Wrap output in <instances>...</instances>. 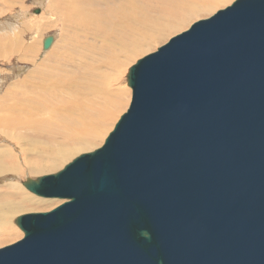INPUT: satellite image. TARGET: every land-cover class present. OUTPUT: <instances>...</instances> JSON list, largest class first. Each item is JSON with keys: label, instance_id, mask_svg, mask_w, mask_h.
<instances>
[{"label": "water", "instance_id": "95a60500", "mask_svg": "<svg viewBox=\"0 0 264 264\" xmlns=\"http://www.w3.org/2000/svg\"><path fill=\"white\" fill-rule=\"evenodd\" d=\"M127 82L100 148L24 183L64 203L17 217L0 264H264V0L197 21Z\"/></svg>", "mask_w": 264, "mask_h": 264}, {"label": "bare ground", "instance_id": "6f19581e", "mask_svg": "<svg viewBox=\"0 0 264 264\" xmlns=\"http://www.w3.org/2000/svg\"><path fill=\"white\" fill-rule=\"evenodd\" d=\"M229 1H48L51 17L59 19L63 31L73 28L88 39L89 52L86 62L79 59L80 67L84 63L82 70L64 62L61 55L52 59L53 51L47 54L49 60L34 61L22 57L21 60L29 61L30 71L11 82L0 97V138L6 139V142L10 139L9 142L14 145L9 149L0 144V175H10L14 179L8 180L2 185L4 190H0V222L7 228L0 229V241L14 234L9 227L13 215L29 206H50L52 203L41 197L33 200L27 195L24 182H20L21 176L25 173L38 176L56 171L79 152L89 151L97 142H102L106 134L104 129L118 112L121 103H126L129 90L130 96L132 94L130 87L129 90L123 87V76L134 54H141V47L163 38L168 31H171L168 35L174 34L189 19L211 13ZM56 18L54 28L57 27ZM41 22L44 23L43 27H51L44 17ZM21 23H24L23 20ZM38 24L34 22L29 28L25 23L24 27L34 32ZM7 32L0 34V58L5 56L6 45L10 54L30 48L24 47L26 44L20 46L23 42L19 43L18 40H15L16 45L13 44L15 41L8 39L13 32L9 29ZM50 42L51 39L46 40L44 48ZM28 51H32V48ZM80 80H85L89 88L86 99L81 95ZM111 83L116 84L118 89H112L114 84ZM67 96L69 98L65 99ZM22 129L30 130L34 137L30 139L19 134ZM12 133H15V137ZM39 178L36 177V180Z\"/></svg>", "mask_w": 264, "mask_h": 264}, {"label": "rangeland", "instance_id": "374dc122", "mask_svg": "<svg viewBox=\"0 0 264 264\" xmlns=\"http://www.w3.org/2000/svg\"><path fill=\"white\" fill-rule=\"evenodd\" d=\"M48 1L49 0H0V34L5 35L6 33H8L7 29H9L10 32H13V34L10 33L11 37L8 38L9 40L10 39L12 41L18 40V42L19 41L23 42V43L19 42L20 46L21 44L23 45L26 44L24 45V47H27V46L30 47L26 49V51L20 50V52L18 53L10 54L8 53V50H7L8 46L6 45L7 48H5L6 49L5 56L0 58V97L3 95L7 87H9V84H11V82H14L20 77L22 78L23 75L26 74V72L30 71L28 70L31 67L29 64V61L25 62V60L24 61L21 60L22 57H24V59L28 57L34 61H39L40 59L49 60V56H47V54L53 51L52 59H55L57 58L58 55H61L64 62L68 63L70 66H76L82 70L81 67H83L84 63L82 64L81 67L78 65V63H79V59L83 60V62H86V58L89 52L88 51L89 40L83 36H80L79 31H76L73 28H67L63 31L60 26L61 23L59 19L56 17H51V15L49 14V13H52V10L48 8ZM232 1L234 2L235 0H230L226 4L217 7L214 11H211V13L200 15L198 18L189 19V22L186 25H183L177 28L179 30L176 31L174 34L168 35L171 32V31H168L166 34H164L163 38L158 39L144 47H141L139 49V51H141V54L135 53L132 61L129 62L126 66L127 69L125 70L124 76H123L124 77L123 87L129 90V86L127 84L128 83L127 82L128 70L133 64L136 63V61H138L139 59H141L147 54L155 52L160 46L164 45L171 37L186 31L187 28H189L191 24H193L194 22L207 19L213 14H215L217 11L222 10V8L224 9L225 7L231 5L233 3ZM38 9H40V13L35 14V11ZM16 17H18V19L16 20L17 24L15 22ZM42 17H44L45 20H47L50 23L51 27H43L44 23L41 22ZM54 18H56L57 20V27L55 28H54V25H55ZM37 19H39V21ZM21 20H23L24 22L23 24L21 23ZM34 22H37V23L39 22L34 32H31L29 29L24 27V24L27 23V26L31 28ZM14 37H17V38L14 39ZM3 38L5 39V37ZM43 38L44 39L46 38V39L43 40ZM47 38L51 39V42L48 44L46 48H44V42L48 40ZM16 41L13 44L16 45ZM31 48H32V51H28ZM79 82L81 83V91H82L81 95H83V98L86 99L88 98V91H89V88L87 89V86H86L87 82L85 80H80ZM111 84H114V83H111ZM112 89H118L116 84H114V87ZM68 98L69 96H67L65 99H68ZM129 101H131L130 90L128 91V98H127L126 103L125 104L121 103L118 112L115 114L113 119L109 122L107 127L104 129V132L106 134L104 135L102 142H97L89 151L79 152L77 155L95 151L96 149L102 146L108 134L113 130V127L116 124V122L126 112L129 106V103H130ZM12 134L15 137V133H12ZM19 134H22L24 137H28L30 139L34 137L30 130L22 129L21 131H19ZM9 141L6 142V139L3 140L0 138V144L4 146H8L10 149V147H13L14 145H12V143ZM42 143L46 144V142L44 141H42ZM14 154L18 155L16 151H14ZM77 155H75L70 160H68L65 164H63V166H61L56 171L46 173L44 175L41 174L38 176L25 173L24 176H21L20 178L21 180L20 179L19 180L20 182L23 181L25 183L27 181H36V177H43V176H46L47 174H56L61 169H63L66 164H69L73 159L77 158L78 157ZM11 177L10 175L4 176V177L3 175H0V190H4V187H2V185H5L8 180L13 179V177L12 178ZM5 192H7V190ZM25 192L27 193V195L31 196L33 200L40 199V197H38L39 198L38 199L37 196L33 195L32 193L26 190ZM44 200L52 201L51 205L45 206L46 204L45 205L43 204V205H38V206H29L23 209L21 212H18L17 214L12 216V219H13V221L11 222L12 225L9 227L11 231H13L14 234H11L10 238L0 241V248L11 245L19 241L23 237V233L15 224V219H17V217H19L20 215L30 214V213H46L64 203V201L58 200V199H44ZM3 228L7 229L5 224H2L0 222V229H3Z\"/></svg>", "mask_w": 264, "mask_h": 264}, {"label": "clouds", "instance_id": "9594fccd", "mask_svg": "<svg viewBox=\"0 0 264 264\" xmlns=\"http://www.w3.org/2000/svg\"><path fill=\"white\" fill-rule=\"evenodd\" d=\"M141 235L147 236L148 234L146 232H142Z\"/></svg>", "mask_w": 264, "mask_h": 264}]
</instances>
